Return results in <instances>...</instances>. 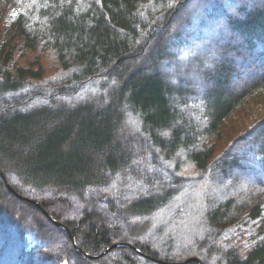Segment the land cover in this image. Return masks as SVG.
Here are the masks:
<instances>
[{"label": "trees", "instance_id": "16d2710c", "mask_svg": "<svg viewBox=\"0 0 264 264\" xmlns=\"http://www.w3.org/2000/svg\"><path fill=\"white\" fill-rule=\"evenodd\" d=\"M5 1L0 170L26 200L0 176V264H264V0ZM190 47L198 115L170 72ZM243 218L247 247L222 237Z\"/></svg>", "mask_w": 264, "mask_h": 264}, {"label": "rangeland", "instance_id": "374dc122", "mask_svg": "<svg viewBox=\"0 0 264 264\" xmlns=\"http://www.w3.org/2000/svg\"><path fill=\"white\" fill-rule=\"evenodd\" d=\"M17 8L18 7L11 4L10 2H6L5 0H0V24L1 25L3 24V26L9 25L17 15V12H18ZM0 29H1V35L3 36L5 34V32H4L2 27H0ZM19 38H20V36H17V48L21 44V42H19V45H18V39ZM191 50H192V48L190 47V49L188 51H186L185 53H179V55H176L175 58L173 60H171L172 67H170L171 70L170 69L169 70H170L171 74L175 76V78H173L174 80H172V83H175V80H176V83H178L182 86H186V88L189 89L191 94L189 93L188 95H184V98L188 101L194 100L196 103L199 102V104H197V107L195 109V111L197 113L195 114V111H193L195 115H198L201 113V111H200L201 110L200 109V106H201L200 100H201L202 94L204 93L203 87L206 86L205 83H202L199 80V77L204 70L209 68L210 65L208 64V62L210 61L211 56L208 55L207 52H205V51L202 52V50L201 51L197 50L199 52H192ZM190 57H193L194 60L190 61L189 60ZM165 73H168V72L166 71ZM187 81L189 82L190 86L186 85ZM234 81L235 80L233 77H231V79H229V87H231V89L232 88L235 89L236 87H239L240 85H242L245 82V80L242 79L236 85V82L234 83ZM188 106L192 107L191 104H189ZM195 120H197V119H195ZM239 167L240 166L231 167L230 171H226L225 175H221V176L217 177L216 178L217 181L220 183H223V181H225L224 182L225 184L223 185V187L224 186H231L233 188L240 187V185L245 183V180H246L245 178H246L247 174L240 171ZM127 190H128L127 193L129 195H126V196L131 197V198H129V200L134 199L136 193H140V192H141V194L143 193L142 190H139V191L135 190L134 191L133 188H129ZM217 198H219V196H217ZM158 220L159 219L157 218L155 221V225L159 223ZM55 222H57V221H55ZM57 223H59V222H57ZM254 223H256V221L249 220L248 218H243L241 221H239L234 226H230V227L226 228L222 233V237H224L227 240L230 238H233L235 241H240L241 243H243L245 245V247H247L251 243V240H252L251 237L254 234V229H255ZM59 224H61V223H59ZM54 225H56V224H54ZM150 232H148V233H150ZM97 257H94V258H97ZM196 260L200 261L199 259H196ZM161 262H166V261H161ZM183 262H185V261H183ZM167 263H170V262H167ZM173 264H177V263L174 262Z\"/></svg>", "mask_w": 264, "mask_h": 264}, {"label": "water", "instance_id": "95a60500", "mask_svg": "<svg viewBox=\"0 0 264 264\" xmlns=\"http://www.w3.org/2000/svg\"><path fill=\"white\" fill-rule=\"evenodd\" d=\"M0 176L2 177V179H3V181H4V183H5V185H6V187H7V189L12 193V194H14L15 196H17L18 198H21V199H23V200H26L25 198H22L20 195H18L14 190H13V188L9 185V183L7 182V179H6V176H5V174L0 170ZM31 203H33L34 205H36L49 219H51L50 217H49V215H48V213L45 211V209L42 207V205L41 204H39V203H37V202H31ZM53 223L54 224H56L57 226H59V227H63V225L62 224H59V223H57V222H55V221H53ZM71 239H72V241L74 242V240H73V237L71 236ZM118 246H121V245H113V246H111V247H109L108 249H106V251H104L103 252V254H105L106 252H108L110 249H112V248H115V247H118ZM86 257H88V258H94V257H96V256H90V255H88V254H86L85 252H82ZM196 261V262H198L199 264H201V262L200 261H198V260H196V259H188V260H186L185 262H182V263H177V264H186V263H188V262H190V261ZM159 263L160 264H173V263H167V262H161V261H159Z\"/></svg>", "mask_w": 264, "mask_h": 264}]
</instances>
